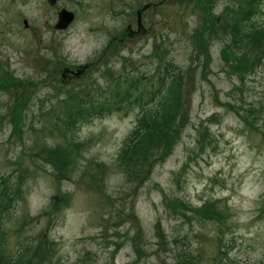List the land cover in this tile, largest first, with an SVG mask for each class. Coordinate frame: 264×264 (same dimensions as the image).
Wrapping results in <instances>:
<instances>
[{
  "label": "rangeland",
  "instance_id": "rangeland-1",
  "mask_svg": "<svg viewBox=\"0 0 264 264\" xmlns=\"http://www.w3.org/2000/svg\"><path fill=\"white\" fill-rule=\"evenodd\" d=\"M249 1L74 0L77 19L59 32L47 0H0V175L16 190L0 206L9 256L31 240L19 264L264 261V4L248 46L231 31ZM145 4L147 32L124 37ZM172 58L176 113L136 154L120 156L137 104L69 122L90 94L100 105ZM72 68L83 71L63 76Z\"/></svg>",
  "mask_w": 264,
  "mask_h": 264
},
{
  "label": "trees",
  "instance_id": "trees-1",
  "mask_svg": "<svg viewBox=\"0 0 264 264\" xmlns=\"http://www.w3.org/2000/svg\"><path fill=\"white\" fill-rule=\"evenodd\" d=\"M262 4H264V0H250L247 4V11H242L239 17L235 18V26L231 30L236 38L234 45L248 46L256 38L260 24L259 20L255 19V14L261 11ZM181 73V69L173 58L167 60L156 73V76L143 73L133 78L129 83H125L122 88L114 87L100 105H97V99L90 94L91 97L83 100L82 105H78L72 111H69V122L72 124L79 121L87 122L93 118H102L113 112H118L127 105L137 104L141 111L138 114L136 125L123 144L120 156L136 154L148 139L171 123L176 113L174 106L178 102L181 92ZM149 80H152V83L149 88H146L144 83ZM15 193L16 190L11 183V177L0 175V206L5 202H11L16 197ZM1 210L0 208V218L2 212L6 214L5 210L2 212ZM204 218L211 219L209 217ZM31 244V240H26L19 249L9 256L6 253L5 240L2 239L0 241V264L21 263L30 251ZM193 260L194 255L189 257L190 262H193ZM29 262H31V258ZM73 264L89 263H86L84 259H79ZM261 264H264V261Z\"/></svg>",
  "mask_w": 264,
  "mask_h": 264
},
{
  "label": "flooded vegetation",
  "instance_id": "flooded-vegetation-1",
  "mask_svg": "<svg viewBox=\"0 0 264 264\" xmlns=\"http://www.w3.org/2000/svg\"><path fill=\"white\" fill-rule=\"evenodd\" d=\"M73 1L74 0H57V2H56L55 5H51L55 9V14H56V20H54V23H52V27H53L54 30L59 31V32L60 31H66V30H68L72 26V24L77 19V13L75 12V8H71L69 6V3L73 2ZM63 8L72 10L75 13V20L73 21V23L67 29L60 30V29H56L55 28V24H56L57 19H58V13ZM135 22H136V25L135 26H133V24L131 22H129L127 24V26L125 28V31H124V34H123L124 37H133L134 38L135 36H137V32H136V29H137V10H136V20H135ZM145 26H146V24H145ZM121 41H123V40H121Z\"/></svg>",
  "mask_w": 264,
  "mask_h": 264
},
{
  "label": "water",
  "instance_id": "water-1",
  "mask_svg": "<svg viewBox=\"0 0 264 264\" xmlns=\"http://www.w3.org/2000/svg\"><path fill=\"white\" fill-rule=\"evenodd\" d=\"M50 4H55L57 0H48ZM149 6V4L145 5L141 10H138V23H139V31H143L145 32L144 28H143V25L141 23V14H142V10H144L145 8H147ZM58 21L56 23V28H60V29H63V28H67L69 26V24L74 20V17H75V14L74 12L66 9V8H63L62 10H60L59 14H58ZM27 23V21H25ZM83 71V69H79L78 72L76 74H79ZM67 72V69L66 71ZM65 76V73L63 74Z\"/></svg>",
  "mask_w": 264,
  "mask_h": 264
}]
</instances>
